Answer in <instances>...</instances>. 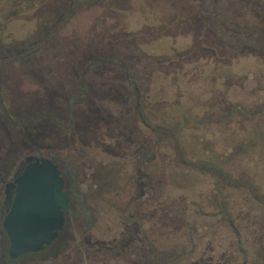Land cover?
I'll use <instances>...</instances> for the list:
<instances>
[{
    "label": "rangeland",
    "instance_id": "374dc122",
    "mask_svg": "<svg viewBox=\"0 0 264 264\" xmlns=\"http://www.w3.org/2000/svg\"><path fill=\"white\" fill-rule=\"evenodd\" d=\"M41 2L44 8L39 17L40 3L0 0V18H4L0 19V111L7 115V119L0 116V179L3 168L34 144L42 150L57 149L68 156L67 162L74 161L79 142L88 144L91 152H103L99 157L146 148L144 195L140 198L137 187L132 204L126 207L118 200L115 215L116 219L129 215L135 207L138 214L148 215L146 226L152 228L153 220L161 222L156 226L162 228L154 230L164 238H156L154 232L150 244L159 253V264H264V110H257L264 106V76L262 88L255 92L254 82L246 79L243 70L257 68L255 59L246 55L234 61V78L226 81L237 85L225 91L218 71L210 72L216 62L195 61L199 63L195 72L192 63L180 67L169 63L158 70L159 65L147 58L188 47L192 37L184 26L198 10L203 23L220 39L259 48L264 27L256 29L264 25V0ZM52 8L56 14L49 21L53 24L47 38L32 47L19 44L18 40L30 39L36 23L49 18ZM210 15L219 22L214 23ZM143 20L152 25L121 26ZM251 25H261L254 28V35ZM159 27V31L165 29L162 35L157 34ZM126 68L139 88L147 74L149 90L123 92ZM84 83L89 86L81 96L83 89L78 86ZM219 93L254 114L237 109L222 119L228 103L218 101ZM88 109H96L102 118L95 126H86L81 119L92 112ZM25 112L40 116V122L31 120L22 127L20 117ZM182 118L190 123L184 121L177 128ZM37 125L42 126L38 132ZM145 198L147 204L142 202ZM1 201L0 187V208ZM2 216L0 211V264L88 261L74 247L52 256L43 251L8 260L2 252L7 246L1 233ZM104 225L101 221L103 229ZM178 231L183 236L192 234L195 251H189L185 237L176 238ZM101 253L107 257L103 264H111L107 253Z\"/></svg>",
    "mask_w": 264,
    "mask_h": 264
},
{
    "label": "flooded vegetation",
    "instance_id": "af4514ba",
    "mask_svg": "<svg viewBox=\"0 0 264 264\" xmlns=\"http://www.w3.org/2000/svg\"><path fill=\"white\" fill-rule=\"evenodd\" d=\"M70 11H72L71 8H66V12L70 13ZM17 12L20 14L19 9H17ZM51 14L52 11L49 14L50 17ZM36 15L42 17V10H38ZM36 15L34 16L36 17ZM50 17H43L40 23H36L35 29L40 27L51 29L50 25L53 23L47 22ZM158 21H160L159 18ZM150 25H152L151 22L149 24L144 20L142 22H125L121 24L124 29L149 27ZM122 73L124 79L129 76L132 78L130 71L129 73L127 71ZM143 78L144 86L141 85V88H139L135 85L128 88L124 85V87L121 86L123 92L143 94L144 91L149 90L148 75H144ZM83 86L81 94L86 93L89 85L84 83ZM88 111H92V114L82 115L81 119L86 126H90V123L95 126L102 118L99 116L100 114L95 112L96 109H88ZM156 114H159V112L157 111ZM1 115H5L3 110L0 111ZM8 118L10 121L12 120L9 116ZM79 143L80 147L77 148V155H75L74 161L71 162H67L68 156L57 149L42 150L39 145L34 144L21 150L19 153L21 156L3 168L0 179L2 193L0 211L3 215L14 195L15 186L13 183L15 177L21 173L25 164L40 157L47 158L56 165L59 176L62 178L61 191L65 193L67 199L68 207L62 210V225L56 232L55 238L49 244L44 245L41 250L23 253L18 257L26 254L37 255L43 251L52 256L58 251H65L74 247L76 253L88 260L83 264H100V262L103 264L102 260L107 259V257L101 256L102 251L107 253L108 258L110 257L113 260L111 264H159V253L153 244H150L154 239L152 236L154 232H157L158 237L156 238H164L161 231L154 230L155 228H162V226H156L158 223L160 225L161 222L153 220L152 224L154 226L152 228L146 226L148 215L144 211L143 214H138L135 207L131 208L132 212L129 215L124 214L117 219L115 215L118 200L121 199L126 207L130 203L132 204L134 198H137V195L133 193L137 187L141 188L137 194L140 198L143 197L144 189L142 187L148 181L145 166L148 151L146 148L141 151L123 150L120 152H107L105 156L99 157L102 156L103 152L100 150L91 152L86 148L88 144ZM95 156L97 157L96 161L94 160ZM152 156H154V153H152ZM142 202L147 204L146 198ZM101 221L107 223V225H104V229L101 227ZM1 233L4 235L3 230ZM180 236L188 240L189 251H195V242L190 240L193 237L192 234L183 236L179 232L176 238L179 240ZM4 237L6 238V235ZM6 247L2 249L5 256H7ZM18 257L7 258L12 261ZM69 257L70 255L67 258L69 259ZM164 262L167 263L168 261L165 260ZM172 264H175V262H172Z\"/></svg>",
    "mask_w": 264,
    "mask_h": 264
},
{
    "label": "trees",
    "instance_id": "16d2710c",
    "mask_svg": "<svg viewBox=\"0 0 264 264\" xmlns=\"http://www.w3.org/2000/svg\"><path fill=\"white\" fill-rule=\"evenodd\" d=\"M8 1L12 2V0H8ZM22 1H27L28 3H33V4L34 3L35 4L40 3V8L38 9L39 11L44 8L41 0H22ZM52 5H53V3H52ZM198 7H199V4H198ZM16 11H17V9H16ZM51 11H52L51 17H53L54 14H56V12L53 13V8ZM65 11H66V9H65ZM201 15H202V13H200L199 10H198L196 15L195 14L190 15L189 24L188 25L186 24V26H184V27H186V30L188 32H190L191 37H192V42L188 47H187V45H184L185 47L183 49L173 50L170 52V55L169 54L161 55V56H150L149 55V56H147V58L150 59L152 64L159 65V68H157L158 70H160V68H163V67H161L162 65L165 66V64H169V63H175L174 67H180V66L186 65L187 63H192V70L195 72L198 70V66H199V63H197L195 61H203L205 59H208V61H210L212 63L216 62L215 66L213 67V69L210 72L213 75H215V72L218 71L217 74L220 75L221 79L223 80L222 81V87H223L222 89L228 90L229 88H232L233 86L237 85V84H234L232 81H226V80H231L234 78V73H235L234 68H233L234 61H236L237 58L241 59L243 57L245 58L246 55H249L250 57H253L255 59L254 64L257 65L256 66L257 68H254L255 67L254 66L252 68H246V69L243 68V70L246 71L245 72L246 73V79L249 78L254 82V86L256 88L255 92H257L260 88H262V86L260 84L261 83L260 80H261V77L264 76V42L261 46H259V48L254 49L252 46H249V45H245V44H241V43H235L234 41H230V40L225 41L223 39H220L216 35L217 34L216 32L211 31L208 28V26L203 23V20H201L203 16H201ZM51 17H50V19H51ZM210 17L214 23L216 21H218V19L216 20L215 16L210 15ZM3 19H1V20H3ZM50 19H48L47 22H49ZM251 26L252 27H250L249 30L252 33V32H254V28H256L257 26H261V25H256V26L251 25ZM263 27H264V25L261 26L259 29H256V31H258V30L261 31V29H263ZM159 30H160V27L157 29V34L162 35L164 33L165 29L161 30V31H159ZM150 31H151V33H154V30L151 29ZM261 32L263 34L264 29ZM48 33H49V28L44 29V28L40 27L34 32V34L30 35V39H28V41L25 40V38H23L21 40H18V43L21 45L27 44L28 47H32L33 45L39 44L38 41H40L41 39H43V38L46 39ZM252 35H254V34L252 33ZM33 36H34V38H33ZM261 37L264 40V35H262ZM258 39L259 38H254V41L259 42ZM0 49H2V47ZM157 57H158V60H157ZM192 61H194V62H192ZM203 63H205V62H203ZM257 69H259V70L257 71ZM125 71H127L129 73L130 70H129V68H126ZM171 72H174V71H171ZM242 74H244V72H242ZM124 83H125V86L128 88H129V86H131V87L135 86L136 85V78L134 76H132V78L129 76L128 78L124 79ZM220 85H221V83H220ZM78 87L82 88V89L84 88L83 85H80ZM80 91H79V95L82 96L83 94H85V93L81 94ZM127 94H132V93H127ZM71 98H69V99L71 100ZM218 101L222 104L228 103V111L224 116H221L222 119H225V120L228 119L232 115V113L237 109L245 112V114H247V115L254 114L252 111H249V112L246 111L243 108V106H241L240 104H238L236 102H230V101L227 102L226 99H224L223 94L219 93ZM135 102L137 104H139L140 97L136 98ZM67 104H69V103L67 102ZM257 110L263 111L264 106L258 107ZM3 116L5 119H7L6 118L7 115H3ZM68 116H69V119L71 120L72 115L70 113H68ZM20 118H21L20 119V125L22 127L26 126L25 123H30L31 120H32L31 122H37V123L40 122V116L34 117L33 114H32V116H30L29 113L26 114V112L23 113ZM205 119H207V118H205ZM184 121L189 122V120L182 118V119L178 120L177 128H179ZM162 125L164 127V130L167 129V126H165L164 124H162ZM37 126H38L37 127L38 129L36 131L38 132L40 129H42V126H39V125H37ZM236 246L239 249L241 247L239 242H237ZM6 258H7V256H6Z\"/></svg>",
    "mask_w": 264,
    "mask_h": 264
},
{
    "label": "water",
    "instance_id": "95a60500",
    "mask_svg": "<svg viewBox=\"0 0 264 264\" xmlns=\"http://www.w3.org/2000/svg\"><path fill=\"white\" fill-rule=\"evenodd\" d=\"M14 195L1 219L7 257L41 250L62 225L67 199L56 165L40 157L24 165L14 179Z\"/></svg>",
    "mask_w": 264,
    "mask_h": 264
}]
</instances>
